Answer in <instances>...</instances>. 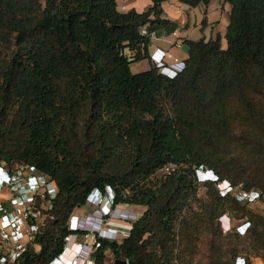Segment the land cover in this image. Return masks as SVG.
I'll list each match as a JSON object with an SVG mask.
<instances>
[{"label": "trees", "instance_id": "trees-1", "mask_svg": "<svg viewBox=\"0 0 264 264\" xmlns=\"http://www.w3.org/2000/svg\"><path fill=\"white\" fill-rule=\"evenodd\" d=\"M163 1L121 11L116 0H0V164L34 165L57 187L37 248L27 246L17 264H48L61 253L71 213L105 185L115 202L144 210L125 236L101 238L93 264H175L179 238L194 252L206 234L208 255L193 264H238L243 236L264 256V215L232 194L257 190L264 201V0H225L226 46L219 33L185 39L175 75L153 64L133 72L151 36L178 27L163 16ZM202 167L217 179L204 180L199 225L186 226ZM223 180L229 188L220 194ZM225 209H240L252 226L225 234L222 249L215 217Z\"/></svg>", "mask_w": 264, "mask_h": 264}, {"label": "built area", "instance_id": "built-area-1", "mask_svg": "<svg viewBox=\"0 0 264 264\" xmlns=\"http://www.w3.org/2000/svg\"><path fill=\"white\" fill-rule=\"evenodd\" d=\"M140 32L146 33V27L142 26ZM157 49L151 53L153 65L160 72L172 76L175 71L169 72L162 68L165 51ZM174 61L184 66L182 58L175 57ZM169 169V166H165L163 171L167 172ZM56 190L55 182L34 165L21 161L0 164V196L8 192L7 200H0V264H17V258L27 246L37 248L34 237L48 216L47 211ZM242 193L248 195V192ZM256 197L251 196L252 200ZM92 206L91 212L86 214L74 211L71 213L68 220L70 232L65 236V248L48 264H93L91 252L100 245L102 237L121 238L128 233L135 215L131 216L129 212L119 209L108 213L103 209V212H99L95 205ZM96 214H99V224L94 223ZM243 224L237 226H241L240 229L237 228L239 233H244L247 229L246 224ZM78 235L79 238L76 237ZM72 244L76 246L69 254ZM240 258L245 264L244 258Z\"/></svg>", "mask_w": 264, "mask_h": 264}, {"label": "crops", "instance_id": "crops-1", "mask_svg": "<svg viewBox=\"0 0 264 264\" xmlns=\"http://www.w3.org/2000/svg\"><path fill=\"white\" fill-rule=\"evenodd\" d=\"M116 2L117 8L121 11H126L131 7L142 11L150 5L152 0H116ZM162 8L163 16L176 20L178 27L169 34L151 36L148 44V56L143 59L148 61L150 65L153 64L150 53L156 48L159 51H165L164 61L166 65H170L175 57L185 59L187 56L185 39H198L200 37L208 39L219 33L221 45L226 42L225 32L229 22V2L209 0L207 4L200 2L195 6H190L180 0H164ZM203 19H205L204 23H202ZM92 207V204L84 203L82 206H77L74 212L86 214L91 212ZM119 207L133 214H140L144 210L142 205L128 203H119ZM76 237L79 238L80 236Z\"/></svg>", "mask_w": 264, "mask_h": 264}, {"label": "rangeland", "instance_id": "rangeland-1", "mask_svg": "<svg viewBox=\"0 0 264 264\" xmlns=\"http://www.w3.org/2000/svg\"><path fill=\"white\" fill-rule=\"evenodd\" d=\"M225 41V40H223ZM221 42V41H220ZM226 42L222 43V46H225ZM152 65V64H151ZM150 66L148 61L146 60H133L130 62V69L133 72H139L142 70L147 69ZM260 91V90H259ZM261 95L264 97V89H261L260 92ZM237 109H233L231 111H235ZM202 169H206L205 167H202ZM163 170H159L158 173L162 172ZM198 187L196 192L192 193L191 196L188 199L187 204L185 205L183 209L182 216L184 219H186V226H198L200 222V215L204 208L203 203L206 201V187L203 185L204 181L197 179ZM226 182H223L221 185H218L215 183L218 191L220 194H223L226 190H228L229 185H225ZM226 186V187H225ZM240 190H235L232 192L233 195H235L240 201H245L244 199H241V196H239ZM8 194V192H7ZM7 194L5 192L3 195L0 196V200H7ZM254 196H257L254 200H247L248 205L256 212H259L260 214L264 215V201L258 200V193L257 190L253 194ZM81 204L80 206H82ZM240 210V209H239ZM239 210H230L225 209L220 214H217L215 217L218 222V229H217V235L220 237H217V240L221 243L222 249L227 248V242L229 240V237L225 234L232 233L233 231H236L239 235H246L249 233V229L252 226L251 223H247L248 219L245 216H242L240 214ZM97 212V211H96ZM98 213V212H97ZM132 215H139L130 213ZM245 223L247 226V229L244 233H239L237 231L238 224ZM180 225V222H178V227ZM244 225V224H243ZM245 226V225H244ZM220 232V233H219ZM177 239H178V235ZM210 235H201L198 237L197 242L193 246L195 248L194 252L189 251V248H186L183 246V244L180 242L179 238V244L178 241L175 245V251L178 253L175 264H193L195 260L201 259L204 260L208 255V239ZM67 242V240H66ZM70 244V241L68 242ZM258 243L253 241V239L249 238H242V241L238 244V255L235 258L236 263L243 264V259L240 257H243L246 263V259L249 260V264H264V256L262 248H258ZM257 247V248H256ZM106 259L107 261L112 259V254L110 251H107L106 253ZM238 263V264H239Z\"/></svg>", "mask_w": 264, "mask_h": 264}, {"label": "clouds", "instance_id": "clouds-1", "mask_svg": "<svg viewBox=\"0 0 264 264\" xmlns=\"http://www.w3.org/2000/svg\"><path fill=\"white\" fill-rule=\"evenodd\" d=\"M151 53H150V58L153 59L151 56ZM183 67L184 66L181 65V63H176L175 61L171 62L170 65H166L164 61L162 65L163 70H168L169 72L175 71V73H173L172 76L175 75L178 71H180ZM196 175H197V179L203 180V181L207 179H210V180L217 179V176L214 173V171L209 168H206L204 170L202 168H198L196 170ZM223 182H226L225 184L226 186L229 183L227 180H223L218 185H221ZM242 192L243 191L240 190L238 194L239 196H241V199L252 200L251 196L256 192V190L244 191V192H248V195H245ZM114 198H115L114 189L110 185H105L104 188H99V187L92 188L87 193L85 203L95 205L98 208L99 212H103V209H106V213H108L110 210H113V209L122 210L119 207V203L115 202ZM94 223L95 224L100 223L99 214L94 215Z\"/></svg>", "mask_w": 264, "mask_h": 264}, {"label": "bare ground", "instance_id": "bare-ground-1", "mask_svg": "<svg viewBox=\"0 0 264 264\" xmlns=\"http://www.w3.org/2000/svg\"><path fill=\"white\" fill-rule=\"evenodd\" d=\"M75 246H76L75 244H72V245H71V248H70L69 254L72 252V250H73V248H74ZM65 258H67V255L65 256Z\"/></svg>", "mask_w": 264, "mask_h": 264}, {"label": "water", "instance_id": "water-1", "mask_svg": "<svg viewBox=\"0 0 264 264\" xmlns=\"http://www.w3.org/2000/svg\"><path fill=\"white\" fill-rule=\"evenodd\" d=\"M121 262V261H120ZM123 262V261H122Z\"/></svg>", "mask_w": 264, "mask_h": 264}]
</instances>
